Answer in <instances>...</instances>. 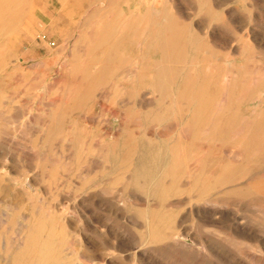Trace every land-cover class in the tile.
<instances>
[{
    "label": "rangeland",
    "instance_id": "rangeland-1",
    "mask_svg": "<svg viewBox=\"0 0 264 264\" xmlns=\"http://www.w3.org/2000/svg\"><path fill=\"white\" fill-rule=\"evenodd\" d=\"M0 7V264H264V0Z\"/></svg>",
    "mask_w": 264,
    "mask_h": 264
},
{
    "label": "bare ground",
    "instance_id": "bare-ground-1",
    "mask_svg": "<svg viewBox=\"0 0 264 264\" xmlns=\"http://www.w3.org/2000/svg\"><path fill=\"white\" fill-rule=\"evenodd\" d=\"M3 8L2 7H0V13H2V10ZM161 224V223H160ZM160 235H163V234H160ZM164 237V236H163ZM245 264V263H244Z\"/></svg>",
    "mask_w": 264,
    "mask_h": 264
}]
</instances>
